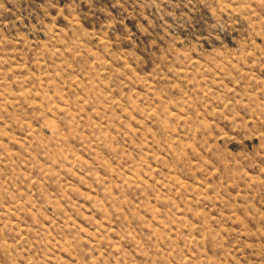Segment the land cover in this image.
Wrapping results in <instances>:
<instances>
[{
    "label": "rangeland",
    "instance_id": "374dc122",
    "mask_svg": "<svg viewBox=\"0 0 264 264\" xmlns=\"http://www.w3.org/2000/svg\"><path fill=\"white\" fill-rule=\"evenodd\" d=\"M0 264H264V0H0Z\"/></svg>",
    "mask_w": 264,
    "mask_h": 264
}]
</instances>
